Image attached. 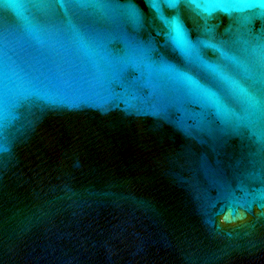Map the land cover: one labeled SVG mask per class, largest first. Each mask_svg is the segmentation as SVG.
<instances>
[{"label": "water", "instance_id": "1", "mask_svg": "<svg viewBox=\"0 0 264 264\" xmlns=\"http://www.w3.org/2000/svg\"><path fill=\"white\" fill-rule=\"evenodd\" d=\"M182 19L0 0V264H264V15Z\"/></svg>", "mask_w": 264, "mask_h": 264}, {"label": "clouds", "instance_id": "2", "mask_svg": "<svg viewBox=\"0 0 264 264\" xmlns=\"http://www.w3.org/2000/svg\"><path fill=\"white\" fill-rule=\"evenodd\" d=\"M146 6L165 26L169 39L186 56L195 50V45L188 38L182 13L200 21L203 34L200 43L206 47L211 45L204 36L214 32L212 22L216 17L244 15L253 11L264 15V0H146ZM170 71L178 80L192 84V78L187 73Z\"/></svg>", "mask_w": 264, "mask_h": 264}]
</instances>
